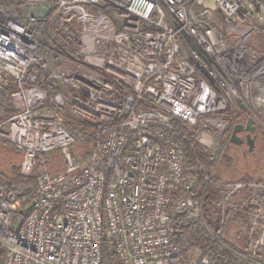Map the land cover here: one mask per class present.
<instances>
[{
    "label": "built area",
    "instance_id": "1",
    "mask_svg": "<svg viewBox=\"0 0 264 264\" xmlns=\"http://www.w3.org/2000/svg\"><path fill=\"white\" fill-rule=\"evenodd\" d=\"M237 100L264 120V0H0V141L39 164L29 198L0 187V264H101L106 241L124 264H208L174 215L223 245L237 220L264 264V180L211 177ZM172 117L215 161L213 219Z\"/></svg>",
    "mask_w": 264,
    "mask_h": 264
},
{
    "label": "trees",
    "instance_id": "2",
    "mask_svg": "<svg viewBox=\"0 0 264 264\" xmlns=\"http://www.w3.org/2000/svg\"><path fill=\"white\" fill-rule=\"evenodd\" d=\"M227 113L230 112L228 111ZM171 125L174 127L172 136L182 143L186 156L192 163H199V165L203 168L199 173L201 183L199 187L200 189L197 193L198 196L202 198L205 215L213 219L214 215L210 212L208 206L211 200L221 196L223 190L221 188H216L213 183L206 182L202 178L203 174L211 175L215 161L211 159L210 150L199 143L196 139V133L200 127L198 125H190L175 117L171 118ZM9 146L11 145L9 144ZM11 147L19 153L18 158L21 157L23 159V152L17 150L13 146ZM222 158L229 163L231 157L226 153H223ZM46 164L50 172L61 170L63 168V163L59 152H50L46 156ZM38 167L39 164L36 162L31 170L23 173L21 170V164L13 165L9 174L0 172V187L6 189L7 191H11L18 196H26L29 198L37 179ZM211 177L212 180H223L217 172L213 173ZM250 179H252L251 176L244 175L243 177L233 181H248ZM261 180H264V177H261ZM173 225L182 229L175 234L181 243L184 241L186 233H192L197 237L200 241L202 256L208 259V264H223V260L230 258V252L226 249L225 245L220 242L213 241L209 232L202 223L191 222L181 215H174ZM237 236L241 237V240H243L242 232L237 234ZM240 246H242V244H240ZM182 256H185L183 250ZM101 264H124L113 250L109 241H106L102 246Z\"/></svg>",
    "mask_w": 264,
    "mask_h": 264
},
{
    "label": "rangeland",
    "instance_id": "3",
    "mask_svg": "<svg viewBox=\"0 0 264 264\" xmlns=\"http://www.w3.org/2000/svg\"><path fill=\"white\" fill-rule=\"evenodd\" d=\"M258 122L264 130V120L260 119ZM214 144H216V154L220 156L216 172L223 180L233 181L244 175L264 177V136L257 140L255 149L251 152L241 146L233 145L225 137H215ZM76 149L77 145L74 146V150ZM223 153L231 157L229 163L223 160ZM18 157L19 153L13 150L8 143L0 141V172L9 174L13 165L21 164L23 159ZM241 228V223L237 220L230 224L229 232L224 237V244L230 252V258L223 260V264L244 263V241L237 236L240 232L243 234ZM182 250L185 255L184 259L197 256L201 253L200 241L194 234L186 233L182 242Z\"/></svg>",
    "mask_w": 264,
    "mask_h": 264
},
{
    "label": "flooded vegetation",
    "instance_id": "4",
    "mask_svg": "<svg viewBox=\"0 0 264 264\" xmlns=\"http://www.w3.org/2000/svg\"><path fill=\"white\" fill-rule=\"evenodd\" d=\"M250 117H252V115H251V113H250V111L248 109H247V111H239L235 115L234 122L235 123H241V124H244L245 125L246 122H247V120H248V118H250ZM253 120L254 121L251 124V126L253 127V130L252 131L243 130V131H240V132L237 133L238 138H240L243 141L241 144H239V145L238 144H234V143H232L230 141V137H231V133H232L233 129H232V131H231L230 134L225 133L224 134V137L230 143H232L233 145L241 146V147L245 148L246 151H248L247 150L248 146L246 144V139L249 136L248 139H253L254 140V149H255L257 140L260 137H263L264 136V130H263V128L261 127L260 123L257 120H255L254 118H253Z\"/></svg>",
    "mask_w": 264,
    "mask_h": 264
},
{
    "label": "water",
    "instance_id": "5",
    "mask_svg": "<svg viewBox=\"0 0 264 264\" xmlns=\"http://www.w3.org/2000/svg\"><path fill=\"white\" fill-rule=\"evenodd\" d=\"M237 106L239 107V109L241 111H247V107L240 100H237ZM253 121H254L253 118L250 117V118H248L245 125L241 124V123H236L233 127V131L231 133L230 141L234 144H238V145L241 144L243 141L240 138H238L237 133L240 131H243V130L252 131L253 127L251 126V124ZM248 137L246 139V144L248 146L247 150H248V152H251L254 149V140L248 139Z\"/></svg>",
    "mask_w": 264,
    "mask_h": 264
}]
</instances>
